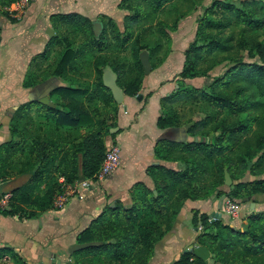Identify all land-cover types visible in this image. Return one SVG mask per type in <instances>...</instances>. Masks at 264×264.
Instances as JSON below:
<instances>
[{"label": "rangeland", "instance_id": "rangeland-1", "mask_svg": "<svg viewBox=\"0 0 264 264\" xmlns=\"http://www.w3.org/2000/svg\"><path fill=\"white\" fill-rule=\"evenodd\" d=\"M213 1L162 0L161 5L157 7L153 3V0H125L118 5V17L115 15L106 16L99 14L94 20L90 19L92 22L97 21L101 24L99 33L94 35L95 42L102 43L99 50L96 46L94 48L91 47L89 43L90 33L85 30L84 17H74V19L65 20L56 17L55 23H53L54 36L46 42V45L39 53L27 62L25 80L30 84H35L33 86H37L39 91H45V93H40V95H47L52 103L58 104L64 110H67V106L69 105L75 108L76 113L73 117L77 115L87 116L92 122L83 123L75 127H66L56 124L50 119L44 120L50 117L46 112L48 105L45 104H42L43 106L41 107L38 106V109L34 108L24 112L22 118H19L15 123L16 133L13 137V141H23V144L19 146V150H11L13 153L11 151H4L0 156V165L5 164V167L8 166V159L12 158L11 161L13 159L18 160L14 165L13 171H10L7 176L11 179L17 176V172L22 168L20 161L24 160L25 155L28 154L30 143L36 139L41 138L43 140V138L48 139L49 136H53L58 141L63 142L66 147H69L80 141V136L92 127V123L99 122L104 130L106 147L107 142L112 138V133L116 132L112 131L111 133L110 129L118 126L117 114L123 104L118 105L111 102L109 92L100 86L101 76L97 69H101L102 71L104 69H118L122 73V90L132 89L134 96H136L139 89H145L144 85L147 82L149 74H142L135 66L132 49L135 47L144 48L141 52L146 51L149 54L151 71L154 72L161 68V64H163L168 54L173 50V47H176L175 44H179L177 46L184 47L185 50L190 49V59H192L194 65L193 72L196 73V76L188 78L180 77L179 73L170 77L171 82L177 83L181 89H184L188 93L186 99L174 105V111L180 117L182 126L187 128L191 123H196L197 121L203 122L206 117H209L211 120L207 125L204 124L203 127V131L206 132L210 131L222 119L227 122H234L239 118L252 117L250 129L237 136L236 147L232 151L226 152L228 159L233 163L232 174L228 172L231 183H225L224 175L217 176L212 167L213 160L205 157L203 158L204 161L201 162L206 165L204 171L202 170L204 173L200 172V170L193 173L194 176L191 183L195 187H203V193H206L209 186L214 181L217 182V187L213 191L212 189L208 191V198L218 196L220 193L221 196H224L225 202L222 210L218 213V215H221L218 219L224 224H229L234 229H242L246 223L245 218L251 213L257 212L254 207H249L248 205L249 202L254 201L252 195L241 198L239 196H228L227 194L231 193L238 183L264 179V155L262 156L264 143L261 141L264 137V106L233 115L209 105L201 97V92H208L210 90L211 79L222 76L237 59L259 63L260 59L258 56H249L248 43L252 40L264 42V31H245L243 33L246 38L245 42L240 38L244 26L226 18L224 11L218 9L210 15L213 19L232 21L231 26L220 34L222 37H233L232 42L227 44L232 45V48L229 51H215L212 53H205L201 50L198 53L200 56H197L195 59L193 57V49L207 42L196 40L198 23L203 16V9L210 6ZM221 1L232 3L241 8L242 2L248 0ZM30 2L31 0H12L8 6L0 5V15L7 22L6 27H13L12 33L17 29L16 26H21L23 21L28 18L27 7L30 6ZM15 5L16 9H13L12 7ZM252 5L258 8L259 15H264V0H252ZM131 15H138L139 19L136 22L128 24L126 22L127 17ZM14 27H16L15 30ZM91 27L93 29L92 24ZM205 31L215 33V30L209 28H206ZM157 45H159V48H157L155 54L151 55L152 48ZM67 50L70 51L68 53L69 59L65 65H62L60 61ZM96 62H99L98 66ZM228 84L231 85L226 86L225 90L230 92L235 86L240 85L241 82L231 79ZM60 86L78 89L80 93L73 96L68 92L55 91V88ZM246 94L253 95L255 99L264 100L255 87H249L246 90ZM172 107L168 106V108L173 109ZM23 134L26 135L23 136ZM201 135L197 136V140L217 142L213 137V133L210 134L209 138ZM259 143H261V146L257 149ZM248 146H250L252 151L251 155H248ZM256 149L257 151L254 152ZM185 158L187 159L186 163L179 162L178 168L183 170L186 167L187 169L192 167L191 170H193L196 158L194 159L191 155H187ZM56 163L59 164V167L64 166L67 164V158L63 160L57 158ZM60 175V172L55 170L47 182H41L40 185L37 183L29 184L30 186L28 187L32 188L30 192L31 198L23 203L24 211L20 213L29 216L32 213L31 211L35 210V202L32 199L48 189L52 193L53 202L55 203H57L58 198L61 196L67 201L68 196L76 195L79 189L76 186V182L62 184L64 182H59ZM29 178L28 175L14 178L12 185L22 184L25 181L27 184L31 183ZM178 186L180 187V184L176 185L177 188ZM176 187L175 189H177ZM74 189L75 192L72 193ZM5 190L10 189L6 188ZM229 204L237 207V216L233 217L226 213L225 209ZM243 204H245L243 208H239ZM195 225L198 226L200 224L197 222ZM211 230L213 234L216 233V229H212L211 227H208L207 232ZM201 231H203V228ZM77 238L78 235L76 236L75 243H79ZM218 243L215 240L212 244V251L213 249L215 251L209 255V258L204 260V264H224L219 261V258L226 253V250L225 248L220 250ZM47 245L51 249L49 255L43 254L40 258L30 259L26 253L23 255L17 254L19 257H22L19 258L16 255L18 258L2 260L0 264H130L128 261L120 262L108 256L93 257L81 254L82 256L80 255L79 257L83 258L78 259L77 256L73 255V252L69 253L67 251V247H62L55 241H49Z\"/></svg>", "mask_w": 264, "mask_h": 264}, {"label": "trees", "instance_id": "trees-1", "mask_svg": "<svg viewBox=\"0 0 264 264\" xmlns=\"http://www.w3.org/2000/svg\"><path fill=\"white\" fill-rule=\"evenodd\" d=\"M11 1L0 0V5L8 6L11 4ZM124 1L121 0L119 5ZM153 3L159 7L162 0H153ZM218 9L224 11L226 18L244 26L240 38L245 42L246 38L243 35L245 31H264V15H259L258 8L252 5V0L243 1L241 8L232 3L214 0L210 6L203 9V16L198 23L196 40L207 42L193 49L192 52H194L193 57L195 59L197 56H200L198 53L201 50L205 53H212L215 51H229L232 48V45L227 44L232 42L233 37H222L220 35L226 28L231 26L232 21L213 19L210 15ZM74 17L83 16L77 13L58 15L59 19L64 20L74 19ZM84 18L85 30L90 33L89 43L91 47L94 48L96 46L98 50L101 49L102 43L95 42V34L91 27L93 22L86 17ZM127 18L126 22L129 24L138 21L139 16L131 15ZM206 28L215 30V33L206 32ZM248 46L249 56H258L260 62H246L237 59L222 76L212 78L210 90L208 92H201V97L212 107L238 115L250 109L264 106V100L255 99L253 95L246 94V90L249 87H255L261 97L264 98V42L252 40L249 41ZM157 48H159V45L152 48L151 55L156 53ZM143 49L138 47L132 49L135 66L142 74L144 70L140 63L139 55ZM69 52L67 50L62 56V60L60 61L62 65L67 63ZM190 54V49H186L183 67L178 74L182 78L196 76V73L193 72L194 65L192 59H190ZM96 63L98 66L99 62ZM97 70L100 76H102L105 69L103 71L101 69ZM111 71L116 75L117 84L122 89V73L116 68H112ZM231 79L239 81L241 84L235 86L230 92H227L225 87L229 85L228 83ZM33 85L35 84L28 83L24 77V87H31ZM100 86L109 92L111 102L116 104L110 91L103 85L102 79L100 80ZM55 91L68 92L73 96L80 93L78 89H70L63 86L55 88ZM122 91L125 95L134 96L132 89ZM147 97L148 95L143 98L144 103L141 109L145 107ZM187 97V91L181 89L179 86L173 94L161 99L163 114L158 119L157 124L159 127L179 126L180 117L174 111V105ZM54 105L55 107H46V112L50 117L44 120L50 119L54 123L66 127H75L83 123L92 122L87 116L77 115L73 117L76 109L70 105L67 106V110H64L58 104L54 103ZM38 106L41 107L43 105L39 101L34 100L25 102L18 107L11 121L10 131L13 136L16 133L15 123L19 118H22V114L34 108L38 109ZM168 106H173V109L168 108ZM251 119V116H247L244 119L239 118L234 122H227L222 119L210 131L206 132L203 131V127L204 124L207 125L211 120L209 117H206L203 122L197 121L188 126L187 133L192 139L201 135L203 131L201 136L204 135V137L209 138L210 134L213 133V137L217 142H204L201 139L187 142L158 141L154 147L155 155L168 160H178L183 163L187 161L185 156L191 155L194 159L196 158L194 169L191 170L192 167L190 169L186 167L183 170L181 168L172 169L163 165L149 166L147 172L153 179L154 187L150 188L142 182H137L132 187V202L129 205H122L118 202L114 206L106 205L102 212L94 217L88 226L78 234L77 241L79 243L88 242L90 246L73 252V255L77 256L78 259L83 258L79 257L81 254H85L93 257L108 256L120 262L128 261L130 264H147L153 255L155 243L171 228L184 201L187 199L208 198V191L211 189L213 191L217 187V182L214 181L206 193H203V187H195L194 184H191L192 177L194 176L193 173L198 170L204 173L206 165L201 163L204 161L203 158L213 160L212 167L217 176H223L225 171L232 174L233 163L228 159L226 152H230L236 147L237 136L250 129ZM115 134L112 133V137ZM25 135L23 134V136ZM104 136L102 125L99 122H95L92 123L91 128L87 129L80 136L79 142L69 147H66L63 142L58 141L53 136H51L52 138L49 136L48 139L43 138V140L41 138L36 139L30 143L28 154L25 155L23 161H20L22 168L19 171L26 172L30 177L29 181L31 183L27 184L26 182L10 191L12 193L10 207L3 211V213L13 215L23 212V203L31 198L30 192L32 188L28 186L33 183L40 185L41 182H47L55 170L60 172V178L63 180L60 181L59 179V182H64L62 184L77 182L81 179H91L95 183L96 174L106 151ZM261 141L264 143V137ZM22 144L23 141H13V138L2 143L0 145V156L4 151L19 150L18 148ZM260 146L261 143H259L257 149ZM247 152H249L248 155H251L250 146L247 147ZM57 158H61L62 160L67 158V164L59 167V164L56 163ZM11 159H8L7 167H5V164L0 165V179L5 178L6 174L12 171L16 162H18V160L13 159L11 161ZM178 184H180V187L178 186L177 188L176 185ZM257 193H264V179L238 183L235 189L227 195L244 198ZM218 196H221V193ZM32 200L35 202V210L44 211L51 206L53 197L48 189ZM32 214H35V212L32 211ZM209 216L202 215L199 219L203 232L198 236V240L199 244L205 246L210 254L215 251L214 249L212 251L211 246L216 240V242H219L220 250L224 248L226 250V253L220 256V262L224 264H264V211L253 212L247 216L245 218L246 223L242 229H234L229 224L222 223L219 219L209 221ZM193 222L194 224L198 222L196 216L193 218ZM208 227L215 228L217 234H213L212 230L207 232ZM204 262V260L195 257L188 251L183 252L173 264H204Z\"/></svg>", "mask_w": 264, "mask_h": 264}, {"label": "crops", "instance_id": "crops-1", "mask_svg": "<svg viewBox=\"0 0 264 264\" xmlns=\"http://www.w3.org/2000/svg\"><path fill=\"white\" fill-rule=\"evenodd\" d=\"M120 1L31 0L30 6L27 7L28 18L21 26H16L17 29L14 27L16 30L13 33V27H6L7 22L0 15V145L15 136L11 134L10 129L18 107L28 101H39L42 97L40 93H45L39 91L37 86L24 87L23 80L27 62L39 53L51 38L47 34L48 28L55 32V18L60 14L69 13H77L91 20L99 14L118 17ZM12 8L16 9V5ZM4 45L6 46L2 47ZM177 45L179 44H175L178 49L173 47L161 68L150 71L140 101L135 96L124 95L123 105L117 114L118 130L106 144L112 143L118 147L119 167L104 181L93 183L89 188H79L77 194L68 196L61 206H56L53 202L46 210H34L35 214L29 216L20 212L13 215L1 212L0 261L16 259L19 257L17 254L25 253L30 259L40 258L43 254L49 255V241H55L68 249L75 244L78 233L87 227L106 205L114 206L117 202L129 205L132 202L131 190L135 183L142 182L150 188L154 187L153 179L147 172L149 166L178 168L180 161L161 158L154 152V147L160 140L187 142L195 138L192 139L187 133L188 127H183L181 122L179 126L163 128L157 124L163 114L161 99L170 96L179 87L170 80L171 76L180 73L184 63L185 48ZM146 95V105L141 109ZM7 175L0 179V192L21 186L26 181L12 185L14 178L28 174L18 171L17 176L12 179ZM6 188L10 190H5ZM252 198L254 201L248 203L249 207L264 211V193L254 194ZM224 202L223 195L185 200L171 228L155 243L153 255L147 264H173L190 245H200L198 236L203 232L200 217L219 213ZM195 216L200 224L198 226L193 222Z\"/></svg>", "mask_w": 264, "mask_h": 264}, {"label": "water", "instance_id": "water-1", "mask_svg": "<svg viewBox=\"0 0 264 264\" xmlns=\"http://www.w3.org/2000/svg\"><path fill=\"white\" fill-rule=\"evenodd\" d=\"M92 25H93L94 34H98L101 28V24L97 21H93ZM47 34L49 35V37L54 36V32L51 28H48ZM0 40H1V37H0ZM139 60L143 67L144 73L146 75L149 74L151 71V66H150V60H149L148 53L146 51L141 52L139 55ZM101 79H102L103 85L110 91L115 103L118 105L123 104V99H124L125 94L122 91V89L119 87V85L117 84L116 75L110 69H105L102 73ZM142 92L143 90L140 89L135 96V98L139 101L142 99ZM38 100L41 104H45L50 107H55V105L49 100V97L47 95L42 96ZM117 130H118V127H115L113 129H110V132L112 133V131H117ZM194 140H197V138L195 137ZM224 178H225L226 184L231 183V179L227 171H225L224 173ZM111 206H113V204H111ZM88 246H90V243L88 242L75 243L71 245L70 247H68L67 251L69 253H72L77 250H82ZM188 251L191 252L195 257L202 259V260H206L207 258H209V255H210L208 249L203 245H196V246L190 245L183 252H188Z\"/></svg>", "mask_w": 264, "mask_h": 264}, {"label": "built area", "instance_id": "built-area-1", "mask_svg": "<svg viewBox=\"0 0 264 264\" xmlns=\"http://www.w3.org/2000/svg\"><path fill=\"white\" fill-rule=\"evenodd\" d=\"M120 165V156H119V149L116 145L110 143L108 146L106 145V151H105V156L104 159L100 165V168L96 174V182L95 183H100L107 179L111 173H113ZM63 179L60 178V181ZM93 182L91 179H81L76 182V186L78 188H89ZM75 192V189L72 190V193ZM12 198V193L10 191H4L0 192V213L9 209L10 207V201ZM66 199L64 197H59L56 203V206H61L64 204ZM226 213L235 217L238 214L237 207L233 204H229L226 206L225 209ZM221 215H218V213L213 214L212 217L209 216L208 220L209 221H214L217 220L218 217Z\"/></svg>", "mask_w": 264, "mask_h": 264}]
</instances>
